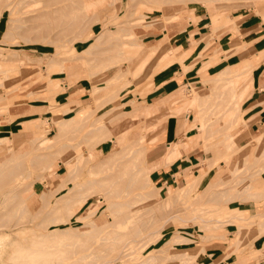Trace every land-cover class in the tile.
Returning <instances> with one entry per match:
<instances>
[{
	"label": "rangeland",
	"instance_id": "374dc122",
	"mask_svg": "<svg viewBox=\"0 0 264 264\" xmlns=\"http://www.w3.org/2000/svg\"><path fill=\"white\" fill-rule=\"evenodd\" d=\"M109 1H111L112 4ZM214 1L215 2L212 0H22L19 3H14L15 0H13L9 6L4 5V7L6 6L4 8L2 6L6 3V0H0V10L1 12L3 11L0 17V67L8 68L9 70L7 75L0 73L1 79L2 76H4L2 80L0 79L3 81L0 83L4 84L3 86L0 84V115H3L1 117L5 118V121L12 122L15 117L12 116V114H9L11 106L26 103H29L32 106L33 113L47 112L46 115H42L43 118H37L23 124V129L30 130L27 134L13 130L3 131V127L0 126V166L3 162V166H1L2 169H0V264H16V262L10 258L15 243L18 242V244L24 245L26 241H29L30 247L27 246L28 242L25 246L29 248L33 247L31 245V239L34 236L33 233L35 230L38 231L35 232L36 234L46 233L49 229L55 228H74L72 230L80 232L89 229L88 223L91 222L90 220L98 225L104 226H102V228L95 224V229L102 228L97 236L95 235L96 233L94 230H91L90 234H86L83 237L75 235L74 233L71 235L65 234L59 236H66L68 242H75L78 247L93 240V243L89 242L87 246L85 245V250H83L84 246L79 249H82L86 253L91 249L95 254H99V252L101 254L100 250H103L104 253L102 252L100 257H102V259L105 257V259L107 258L108 260L106 259V262L104 259L98 261L100 258L96 257L98 258L96 260L97 264H102V261H104L103 264H131L133 261L132 264H138L145 258V256H148L151 250L150 253L152 254L154 250L157 251L162 247L161 245L171 238L172 233L176 234L173 232L175 230H178L180 235L192 238L191 242L175 241L176 243L174 242L173 244L176 247L185 248L186 246L189 247L196 244H202L206 247V245L213 244L212 247L219 246L223 250V254L216 259L213 257L212 259L200 257L194 264H207L209 261L215 262V264H230L228 263L230 260H227V257L230 254L227 250L228 248H233L232 252L234 255H237V257L242 256L244 253L248 254V257L250 258L255 257V255L251 254L253 251H251V248H253V241L257 236L264 233V225H262V227L261 225L255 226L252 222L259 221L261 219L259 214L264 213V205L261 204V202H264V187L257 186L264 184V139L261 143L256 140L257 136L264 131V124L260 123L256 125L255 128H252L254 120L246 119V109L244 108L243 103L251 95L254 89L253 82L256 79L255 76L260 73L264 67H259V64L264 60V50L255 53L256 51L254 49L242 41V39H240L242 34L240 33L239 26L242 21L253 17H259L261 21L264 22V0H232V4L233 2L234 5L237 4L236 7L233 5L231 6V2H226L227 0H223V2L221 0V3H224L226 7L222 5L218 8L215 7L218 6L217 3L220 0H217V2L216 0ZM106 3H108V7L107 5L105 6ZM221 3L219 5H221ZM245 3L246 5H243ZM104 6L105 8L107 7V9H105ZM211 10L215 13L223 12L220 13V21L217 23V26L220 24L225 26L222 28L217 27V30H214V28L210 26L212 21ZM10 17L18 19L14 20L10 27H7ZM200 18H203L202 23L206 26V30L210 32L201 36V42L196 48L194 47L197 50H195L196 52L194 51V56H188L189 51L179 52V48H173V44L168 36H164L162 40L158 37L157 39H152V41H149V38L145 37L146 33L144 32L149 29L161 31L164 25H170L171 23H179V25L183 27L188 23L196 24ZM124 21L127 23L124 24ZM224 22L227 25L224 24ZM232 22H234L235 25L232 24ZM231 24L232 26H229ZM111 28L112 32L115 34L110 32ZM106 29L109 31L107 32L109 34L106 35H111L109 37H112L111 39L104 35ZM126 30L129 33H127ZM224 31L231 33L230 40H228L224 46L222 45V47L218 44L214 46L212 38L217 37ZM117 33H119V35ZM159 36H162V34L160 33ZM105 37L109 41L105 40ZM115 40L117 42H115ZM203 41H206L205 46ZM91 43L95 44L91 46L94 51L90 48L92 53H90V50H88L89 53H85L83 49ZM94 46L97 47L95 48ZM226 48L228 50H225ZM190 51H192V47L190 48ZM79 53L82 56L79 55ZM118 53L119 55H116ZM160 53H165L164 61H162V59L160 60V57L162 56L159 55ZM74 54L75 56H73ZM253 55H256L259 61L258 67L254 72L240 71L245 61ZM47 56L52 59L55 58L58 65L57 63L52 64L51 66L48 65V63L46 65L45 61H47ZM117 56H120L121 60H119L120 57L118 58ZM146 56L153 57H150V59H148V61L142 66L146 60ZM157 56L160 60L159 62L164 65L178 61L182 68V74H186L196 61L201 62L200 66L196 67L194 71L191 72L190 76H192L189 77L186 83L180 84L178 90L172 94V98H169V100L163 103L164 105L162 106L161 102L148 104L146 99L147 92L153 89L152 75L161 69L157 63ZM127 57H129L130 60L127 59ZM187 58L188 60L190 59V62L189 64L184 65V61ZM34 59L38 62L40 60H43L44 62L39 64L38 62H34ZM211 65H214L215 67L207 71V68ZM99 67H101L100 71H97L94 75L90 76V72L92 73L94 70H98ZM224 67H229L228 70L230 72L225 76L229 77L230 80L232 78V82L235 83L237 88L233 89L230 82L226 80L224 83L227 87H221L220 85L218 89L214 88L213 91L211 90V87H206L199 92H197L198 90L193 89L195 84H200L203 78H211L214 74H218L219 70ZM117 69L120 70V74L122 75H119V70ZM66 74L86 78V86L82 91V100L80 106L76 109H72L73 106L69 105L67 99H62L66 87L65 84L70 85L73 83L72 80H68L67 78H60L64 77ZM119 76L124 77H121L122 79H120ZM249 76L250 78H248ZM105 81L108 83H105ZM211 82L212 81H210L209 84ZM92 84H97L99 87L101 86V89L98 90L99 94L97 93L98 97L96 95L97 98L95 97L93 99L90 98L93 87ZM190 85L193 87L191 88ZM50 94L53 95L52 101L48 99ZM196 94L200 95L197 98L200 103L196 98L194 102L192 101ZM214 94H218L221 97H217V95L215 96ZM221 94L224 96L222 97ZM56 96H58L57 98L59 102H55ZM219 97L220 100L218 101ZM216 101L219 102L217 105L214 104ZM51 102L53 104L59 103L64 105L60 109L59 107H55V109L46 107ZM237 103L240 106H238ZM38 105L46 106L39 107ZM235 105L239 107V110ZM64 107L68 108L66 112L64 111ZM234 107L237 108L235 109L237 111L234 110ZM142 109L150 110V113L146 114ZM190 112L192 123L201 126V129H199L197 125L191 126L194 129L196 128L195 131L198 133L200 139V144L198 145L200 164L197 167V173L195 175L191 173L189 174L193 179L192 187L189 191L177 199L172 207L171 205L173 203L170 204L169 199H165L167 210H170L167 212L165 208L162 207V209L167 213L170 212L172 215L170 214L171 218L168 222H164L162 220L166 219V216L169 214H164V218L162 215L160 216L162 218L158 215H152L153 208L158 206L159 200L147 202L144 199L138 200L137 198L136 201L133 200L135 203L132 201L133 205L129 200L130 197L132 199L134 194L136 196V193L139 194L143 192H152L151 198H154L156 195L165 197L174 190L179 189L180 186L186 184L187 181L180 182L175 187L163 189L159 183L152 179V176L150 175L151 170L149 169L146 178L143 176L145 180L139 182V184L142 183L143 186L141 187L140 185L139 187H136L128 177L131 172V170H129L130 167L129 169H126V171H129L127 174L125 173L126 177L124 176L125 178H121L119 175L121 173V168L119 169V167L121 166L123 169L124 166H122V163L126 166L129 161L127 160L128 158H125L126 161L123 160V157H127V155L123 156L122 154V157H120L121 153L125 152H123V150H121L122 152L119 150V153L121 152L120 155L119 153L115 155V149L121 146L119 141H122L119 131H122L126 126L130 127L124 145L126 146L132 142L131 145H129L130 149L143 147V156L140 157H143V161L146 163L145 152L147 145L152 141V137L159 134L162 130L161 128L163 127L164 122L170 116H174L175 119L177 117L179 122H181ZM56 113H60L62 118L73 116L76 119H79L80 116H85L79 123L72 125L62 132L59 140L60 143L59 141L57 143V146L59 147L56 146L55 149L49 148L50 150L45 148L33 150L28 142L29 138L38 136L39 134L44 133V131L45 136L49 137L56 133L55 128L53 127L54 125L52 121H50ZM233 117H235L233 119L234 121L230 120ZM131 119H138L145 123L152 122L154 125H149V128H145L144 131L141 132L140 129L132 127L133 121H131ZM98 120L108 124L104 129L96 128L98 130L93 129L92 131V128L96 127L95 125H97V123L99 125ZM36 123H38V125H36ZM154 126L156 127L151 129ZM86 134L88 136H86ZM226 134L230 135L227 136ZM29 148H32L33 151L22 154L20 153ZM10 150H13L12 152L16 155L12 156V159L7 161V156L12 153ZM43 152H49V158H46L47 155ZM38 153H40L39 156H41L42 153L44 154V158L43 156L42 158L39 156V158L37 157L38 160L43 159V162L41 161V163L36 158ZM79 153H81V156H78ZM244 155L245 158L248 159L247 161L244 159V162L242 163L245 164L244 166H241V158H244ZM176 156V152H171V158H175ZM67 157L71 160L68 164L69 166L62 162V159ZM118 158L122 159L124 162ZM46 159L53 160L51 167L52 171L43 169L42 166L44 161L46 162ZM109 159L114 161V164L111 162L109 163V165L111 164L110 169L107 168L108 165L106 163ZM118 160L121 162H119L120 164L117 162ZM215 163L217 165H215ZM250 163L251 166L249 167L247 164ZM93 165L94 168L91 170L97 172V175H94L95 177L92 179L118 172V176L121 178L119 180L120 182L122 181L123 184L121 185L119 181L116 180L117 174L116 177L113 174L115 181L113 178L111 179V177L110 179L119 183V185L117 184L118 186L115 185L118 188H116L113 185L114 182L110 180L108 181L109 184L111 183L109 185L110 188L106 186V184L103 187L97 185L95 187L93 184H89L94 186V188L92 186L93 189L89 185L87 186L88 179L91 178L89 168ZM115 165L116 167H113ZM138 165L141 166V163L139 162ZM246 165L249 168L246 167ZM69 167H76V169H79L80 171L76 173L78 170L76 171L74 169V173H76L74 177V174H70L68 171ZM123 170L125 171V168ZM252 172L256 176L252 175ZM38 174L42 175L41 179H43L45 183H48V188H53L57 183L64 180L56 189H50L51 191L48 192L47 195L45 194L41 201L40 191L42 192L43 189H45V185L40 181L41 179H38L39 177L37 178ZM249 174L251 175L250 177ZM122 175L123 174L121 173V176ZM241 177L246 178H243V181L241 180ZM248 177L251 179H247ZM125 181L133 183V186L130 185L131 183L128 184V188H130L129 186L134 188H126L127 186L125 187V185H127V183L125 184ZM238 182L239 185H237ZM246 182L253 185L250 190L251 193H255V191L261 192L262 196L258 199H241L243 196L247 197L244 191L242 193L243 189L241 190V188H244V184H247ZM83 183H85L87 188L90 187L94 191L89 193V196L83 203L78 204L74 202L78 197V192L76 190L81 192L82 190H86V187H83ZM74 184L75 186L78 184V187H74ZM241 185L243 187H240ZM79 186L83 188L81 190L76 189L79 188ZM71 187L74 188V190L70 189ZM114 188L115 190L121 189L120 191L122 192L119 191V194L116 196L115 193L110 192V190L113 191ZM124 188L126 191L128 190L126 193L125 191L123 192ZM108 190V197L105 199L104 196H102V192ZM210 190L211 192H209ZM215 190H222L221 194L223 195H220L218 191L216 195ZM254 195L255 194H253V196ZM125 199H128L129 203L132 204V206L131 204H126V209H128V206H131V208H129L130 210L128 209L129 211L126 210L128 211V215H142L141 218L146 222L145 227L143 220H139V222L136 223H130V221L124 219L125 221H122L123 223H121L119 216H123L127 213L126 211L121 215H119V211H115V217L112 221H109L107 213L110 214L112 212L109 209H106V206H109L111 201L123 202ZM220 199L222 203L220 202ZM251 200L257 202H255L258 206V210H255L256 213L253 211V214H250L251 216L247 217V219L231 218L233 221H227V218H230V216L236 212L246 216L247 213H244V211L237 207L235 208V206H238L243 201ZM127 201H125V203ZM96 205L97 208L95 212L87 214V210ZM178 207L182 208L179 209ZM124 208L125 207L122 209ZM177 209H179L178 212ZM72 210H74V216L68 217L69 212ZM176 212L179 216L176 215ZM193 213L195 214L194 216ZM83 215H85L83 218H75V216ZM125 215V218H127V214ZM123 217H121V220ZM190 217L191 219L187 220ZM200 221H203L206 225ZM108 222L110 224L113 223L111 224L112 226L110 224L107 225ZM148 222H151L152 225ZM161 222L170 224L168 226H165L167 224L163 226V223ZM248 222L252 223L248 225ZM244 223L246 227L244 226ZM238 224H243V226L239 225L241 226L239 227ZM129 226H131V228ZM247 226L250 227L247 228ZM132 227H136V229ZM142 227L145 228V231L136 234L135 231L140 228L142 229ZM236 227L238 228L236 229ZM109 228V231H111L109 236V231L106 232L107 236L102 234ZM160 228H162L160 231L148 234L150 230L153 231ZM227 228L232 231L234 235L233 239H229L225 235ZM256 228H260L262 232L261 230L257 232ZM31 229H33V232ZM114 229L115 231L118 230L117 232H119V234L115 232ZM132 230H135V235ZM112 232L117 233L119 238L116 234L114 235L117 238H113ZM237 232L239 233L237 234ZM255 233L258 235L256 236ZM100 234H102V236L104 235V237H109L108 239H115L119 242V239H122V237H125V240L135 237L136 241L132 242L130 246L125 248V250L123 249L124 251H122V253L124 254L127 250L132 249L133 251L115 259L117 256L115 257L114 254L117 253L116 255H118V253L121 252V243L123 244L125 240L122 239V241H124L120 243V246H118V244V247H115L116 245L114 246V244H116V241L112 240L109 242L107 239L106 244L103 243V245H105L104 247H107L104 251L103 245L100 244L102 243L101 241H103ZM179 234L177 236H179ZM90 235L92 237H88L90 240L88 239L89 241L86 243L84 239L86 236ZM110 235L112 236L110 237ZM201 235L202 237L204 235L205 239L199 237ZM2 236H4V239H2ZM141 236H143L144 240L141 239ZM174 236L175 235H172V238ZM138 237L139 239H137ZM98 238H101V240L99 239L100 243L98 242ZM140 239L142 241L138 242ZM198 239H201V241ZM220 240H225L227 245H220ZM97 242L99 245L96 244ZM232 242L237 245H234ZM94 244L95 247L97 245H102V249L100 247L99 250L95 249V247L93 248L92 246ZM74 249H77V247ZM78 250L75 251L76 253L71 258L66 259V261L75 259V257L82 252ZM114 250H116L115 253L112 252ZM67 253L70 254L71 252L68 250ZM87 258L90 259L91 257ZM89 259H85L87 260V263L86 261L84 263L94 264L92 260H95V258H91V261H89ZM155 264L178 263L176 261L163 260ZM231 264L237 263L233 262Z\"/></svg>",
	"mask_w": 264,
	"mask_h": 264
},
{
	"label": "bare ground",
	"instance_id": "6f19581e",
	"mask_svg": "<svg viewBox=\"0 0 264 264\" xmlns=\"http://www.w3.org/2000/svg\"><path fill=\"white\" fill-rule=\"evenodd\" d=\"M13 0H6V3L5 4H3V6L2 7H4V5H7V6H9L10 4H11V2H12ZM20 1H22V0H15V2L14 3H19ZM213 2H215L214 0H212ZM225 1V0H224ZM110 3H111V1H109ZM108 2V3H109ZM216 2H217V0H216ZM220 3H221V0L219 1ZM217 3V5L218 6H216L215 8H218L219 6H222V5H224V3L222 4L221 3V5H219L220 3ZM222 2H223V0H222ZM226 2H231L230 4H231V6L233 5V6H235L236 7V5L237 4H235L234 5V2H233V4H232V0H230V1H226ZM252 2V1H251ZM108 3H106L105 4V6L108 4ZM112 4V3H111ZM110 4V5H111ZM213 4V3H212ZM251 4V3H250ZM109 5V6H110ZM239 5V4H238ZM241 5V4H240ZM243 5H246V3L245 4H243ZM248 5V4H247ZM105 6H104V8H105ZM228 6V5H227ZM6 7V6H5ZM4 7V8H5ZM107 7H108V5H107ZM107 7L105 8V9H107ZM114 7V6H113ZM224 7H226V5H224ZM223 7V8H224ZM1 9V8H0ZM111 9V8H110ZM113 9V8H112ZM248 9V8H247ZM11 10V9H10ZM9 10V11H10ZM114 10V9H113ZM253 11V10H252ZM3 12V11H2ZM2 12H1V10H0V17H1V15H2ZM219 12H217V13H215V12H212V10H211V18H212V21H211V23H210V26L211 27H213L214 28V30L218 27H220V28H222L223 26H225V25H221L220 23V25H218L217 26V23L220 21V19H219V16H220V13H223V12H220L219 14H218ZM263 15V14H262ZM188 16V15H187ZM190 16V15H189ZM123 18V17H122ZM263 18V17H262ZM16 19H18V18H14V17H10L9 18V21H8V19H7V21H8V24H7V27H10L11 25H12V22L14 21V20H16ZM176 19V18H175ZM127 22H129L128 20H126ZM126 21H124V24H126L127 22ZM188 21V20H187ZM189 22V21H188ZM151 23V22H150ZM153 23V22H152ZM183 23V22H182ZM223 23V22H222ZM144 24V23H143ZM224 24H226L225 22H224ZM232 24H234V22H232ZM232 24L231 25H229V26H232ZM227 25V24H226ZM235 25V24H234ZM117 26V25H116ZM117 27H119V26H117ZM121 27V26H120ZM123 27V26H122ZM116 28V27H115ZM126 28V27H125ZM124 28V29H125ZM177 28V27H176ZM217 28V29H218ZM124 29H122V30H124ZM129 29V28H128ZM127 29V30H128ZM216 29V30H217ZM126 30V31H127ZM214 30H213V32H214ZM114 31V30H113ZM125 31V30H124ZM131 31V30H130ZM106 32V33H105ZM107 32H109V31H107V29H106V31H104V35H106V34H109V33H107ZM110 32H112V28H111V30H110ZM116 32V31H115ZM118 32H119V29H118ZM123 32V31H122ZM122 32H121V34H122ZM112 33H114V32H112ZM127 33H129L128 31H127ZM217 33V32H216ZM248 33V32H247ZM256 33V32H255ZM115 34V33H114ZM118 35H119V33H117ZM212 34H214V33H212ZM216 35V34H215ZM214 35V36H215ZM107 36V35H106ZM111 35H108L107 37L109 38ZM99 37H101V36H99ZM98 37V38H99ZM115 37V36H114ZM208 37H210V36H208ZM112 38V37H111ZM111 38H109V39H111ZM119 38V37H118ZM258 38V37H257ZM115 39V38H114ZM120 39V38H119ZM105 40H108L106 37H105ZM109 41V40H108ZM107 41V42H108ZM114 41V40H113ZM120 41V40H119ZM118 41V42H119ZM128 41V40H127ZM131 41V40H130ZM115 42H117L116 40H115ZM204 42V46H205V43H206V41H203ZM111 43V42H110ZM114 43V42H113ZM119 43H121V42H119ZM118 43V44H119ZM244 43V42H243ZM93 45H95V44H90L89 46H87V47H85L83 50H84V52L86 53H89V51L88 50H90V53H92V50L94 51V49H93V47H91V46H93ZM243 46V45H242ZM95 48L97 47V46H94ZM121 47V46H120ZM237 47V46H236ZM92 50H91V49ZM116 48V47H115ZM180 48V47H179ZM235 48V47H234ZM119 49V48H118ZM120 50V49H119ZM118 50V51H119ZM81 52H83V51H81ZM56 53V52H55ZM120 53V52H119ZM119 53L118 54H116V55H119ZM166 53V52H165ZM164 53V54H165ZM120 54H122V53H120ZM143 54V53H142ZM145 54V53H144ZM163 53H160L159 55H162L161 57H160V60L162 59V61H164L165 60V55H164ZM77 55V54H76ZM79 55H81L80 53H79ZM78 55V56H79ZM164 55V56H163ZM25 56V55H24ZM73 56H75V54L73 55ZM77 56V57H78ZM82 56V55H81ZM122 56V55H121ZM118 57V56H117ZM120 57V56H119ZM118 57V58H119ZM42 58V57H41ZM123 58H124V56H123ZM126 58V57H125ZM131 58V57H130ZM127 59H129V57H127ZM46 60L48 61H45L46 62V65H47V63H48V65H52V64H55V63H57V61L55 60V58L54 59H52L51 57H49V56H47L46 57ZM119 60H121V57H120V59ZM130 60V59H129ZM135 60V59H134ZM159 60V61H160ZM172 61V60H171ZM254 61H255V63H254ZM34 62H38V61H35V59H34ZM42 62H44L43 60H40L38 63L39 64H42ZM116 62H117V60H116ZM119 62V61H118ZM114 63V62H113ZM122 63V62H121ZM126 63V62H125ZM135 63H136V61H135ZM258 63H259V61H258V58L256 57V55H253V56H251L248 60H246L245 61V63H244V65H243V67L241 68V70L240 71H242V72H248V71H251L252 73L254 72V70L258 67ZM45 64V63H44ZM38 65V64H37ZM57 65H58V63H57ZM132 65V64H131ZM45 66V65H44ZM47 67H49V66H47ZM102 67V66H101ZM101 67H99V69L98 70H94L92 73L90 72V76H92V75H94V73H96L97 71H100V68ZM103 67H104V65H103ZM105 68H107V67H105ZM229 68V67H228ZM228 68H226V67H224V68H222L221 70H219V72H218V74L214 77V78H209V79H206V80H202L201 82H200V84H195V86H194V88L193 89H196V90H198L197 92H199V91H201V90H203L204 88H210L211 87V90L213 91L214 90V88H216V89H218L219 87H220V85H221V87H223V86H225V81L226 80H228L229 82H230V85H231V87L233 88V89H235V88H237V86L235 85V83H233L232 82V78H231V80H230V78L229 77H226L225 75L226 74H229V70H228ZM38 69H39V67H38ZM117 70H119V69H117ZM239 72V71H238ZM237 72V73H238ZM250 72V73H251ZM0 73H3V74H5V75H7L8 73H9V70H8V68H1L0 67ZM118 73H119V75H122V74H120V70L118 71ZM232 73H234V72H232ZM231 73V74H232ZM249 73V74H250ZM1 76V75H0ZM117 76V75H116ZM122 76H119V78L120 79H122L121 78ZM230 77H231V75H230ZM4 78V76H2V79ZM117 78V77H116ZM248 78H250V76L248 77ZM1 79V78H0ZM1 79V80H2ZM118 79V78H117ZM0 80V82H3V81H1ZM104 81V80H103ZM107 81V80H106ZM105 81V83H108V82H106ZM123 81V80H122ZM210 81H212L210 84H209V82ZM13 82V81H12ZM208 82V83H207ZM232 82V83H231ZM104 83V84H105ZM1 84V86H3L4 84L3 83H0ZM192 84V83H191ZM93 85V87H92V93H91V99H93V98H95L96 97V95H97V93L99 94V92H98V90H100L101 89V86L99 87L97 84H92ZM126 85V84H125ZM193 85V84H192ZM103 86V85H102ZM57 87V86H56ZM104 87V86H103ZM190 87H191V85H190ZM193 87V86H192ZM191 87V88H192ZM225 87H227V86H225ZM224 87V88H225ZM230 87V86H229ZM189 88V87H188ZM196 92V93H197ZM214 93V92H213ZM217 93V92H216ZM237 94V93H236ZM212 95V94H211ZM215 95V94H214ZM217 95V97L218 96H220V95H218V94H216ZM215 95V96H216ZM222 95V94H221ZM200 95L198 94H196L195 95V97L192 99V101L194 102L198 97H199ZM213 96V95H212ZM214 96V97H215ZM224 95H222V97H223ZM48 97V96H47ZM46 97V98H47ZM97 97H98V95H97ZM96 97V98H97ZM221 97V96H220ZM220 97H219V99H218V101L220 100ZM196 98V99H195ZM234 98V97H233ZM48 99L50 100V101H52L53 100V95L52 94H50L49 95V97H48ZM198 100V99H197ZM201 100V99H200ZM214 100V99H213ZM92 101V100H91ZM94 101H96V100H94ZM218 101H216V103H214V104H216L217 105V103H219ZM231 101V100H230ZM237 101V100H236ZM198 102L200 103V101L198 100ZM235 102V101H234ZM233 102V103H234ZM226 104V103H225ZM238 104V103H237ZM63 105L64 104H59V103H49V105H47L46 107H48V108H52V109H55V107H59V109L61 108V107H63ZM120 105V104H119ZM205 105H206V103H205ZM228 105H230V104H228ZM234 106V105H233ZM236 106V105H235ZM238 106H240L239 104H238ZM203 107V106H202ZM237 107V106H236ZM234 107V110L235 109H237L238 108V110H239V107ZM65 109H64V111L66 112L67 110H68V108L67 107H64ZM71 110V109H70ZM203 110V109H202ZM142 111H143V109H142ZM235 111H237V110H235ZM241 111V110H240ZM239 112V111H238ZM242 112V111H241ZM216 113V112H215ZM213 115H214V112H213ZM84 116L85 115H82V116H80L79 117V119H76L75 117H73V116H71V117H68V118H62L61 117V114L60 113H56L55 115H53V119L52 120H50V121H52V123H53V127L55 128V131H56V133L53 135V136H51V137H49V136H45V131H44V133H42V134H39L38 136H35V137H31V138H29V143H30V147L32 146V148H33V150H37L38 148H45V149H49V148H56V146H57V143H58V141L60 140V138H61V135H62V132L65 130V129H68L69 127H71L72 125H74V124H76V123H79L81 120H83V118H84ZM216 116V115H215ZM217 117V116H216ZM231 118V117H230ZM235 117H233L232 119H230V120H232V121H234L233 119H234ZM207 119V118H206ZM210 119V118H209ZM211 120V119H210ZM99 121V125H98V123H97V125H95L96 127H94V128H92V131H93V129H96V128H98V129H101V128H103L104 129V127L108 124V123H104V122H101L100 120H98ZM131 121H133V123H132V127H135L136 129H140V131L141 132H143L144 131V129L145 128H149V125L147 124V123H145V122H143V121H141V120H138V119H135V120H132L131 119ZM39 122V121H38ZM45 122V121H44ZM43 122V123H44ZM42 123V124H43ZM36 125H38V123H36ZM194 125H197V127L199 128V129H201V126H199L198 124H195V123H191V124H189V126L191 127V126H194ZM39 126L41 127V125L39 124ZM38 126V127H39ZM47 126V125H46ZM239 126V125H238ZM43 127V126H42ZM129 126H126V128H124L122 131H119V133H120V136L122 137V141H119V143L121 144V146H119V147H117L116 149H115V155H117L118 153H119V150L121 151V150H123V152L124 153H121V155H120V153H119V155H120V157H122V154H123V156L124 155H127V157H123V160H125L126 161V159L129 161L128 163H127V165L125 166V164L124 163H122L123 165L122 166H124L123 167V169L125 168V171L122 169V167L120 166H118L119 167V169L121 168V173L123 174L122 176H121V173L119 174L120 175V177L122 178H125L126 177V174H127V172H129L128 170L126 171V169H129V167H130V169L129 170H131V172H130V176H128L129 178V180H132V182L134 183H132V182H129V181H125V184L127 183V185H125V187L126 188H128V184H130V185H134V186H136V187H139L140 185H141V187L143 186L142 185V183H140L139 184V182H141L142 180H145L144 178H143V176L146 178V175H147V173H148V170L150 169V170H152V168L150 167V166H148L144 161H143V157H140V156H143V151H144V148L143 147H136V148H133V149H130V147H129V145H131V143H129L128 145H124V142H125V140H126V135H127V133H128V131H129ZM47 129V128H46ZM98 129H96V130H98ZM45 130V129H44ZM133 130H134V128H133ZM87 131H89V130H87ZM90 132H91V129H90ZM89 132V133H90ZM94 132H95V130H94ZM93 132V133H94ZM212 132V131H211ZM87 134H88V132H86ZM86 134V136H88V135H90V134H88L87 135ZM209 134V133H208ZM92 135V134H91ZM227 136H229L230 134H226ZM85 136V135H84ZM85 136V137H86ZM211 136H213V135H211ZM216 136V135H215ZM208 137V136H207ZM206 137V138H207ZM217 137V136H216ZM192 138V137H191ZM211 140H213L212 138H210ZM253 139H255V138H253ZM252 139V140H253ZM264 139V131L259 135V136H257V138H256V140L258 141V142H260L261 143V141ZM210 141V140H209ZM256 141V143L258 144V142ZM28 143V144H29ZM59 143H60V141H59ZM138 144V143H137ZM180 144H181V138H179L178 140H177V142H176V144H175V146H174V148H173V150H172V152H176L177 153V155L181 152V146H180ZM209 144H210V142H209ZM250 144V143H249ZM44 145H46V146H44ZM211 145V144H210ZM209 145V146H210ZM212 145H213V143H212ZM57 147H59V146H57ZM196 147V146H195ZM32 148L29 150V149H26V150H23L22 152H20L21 154L22 153H26V152H29V151H33L32 150ZM192 148V147H191ZM211 148V147H210ZM197 149V148H196ZM40 150V149H39ZM50 150V149H49ZM239 150V149H238ZM238 150H235V151H238ZM11 152L13 151V150H10ZM118 151V152H117ZM10 152V153H11ZM83 152H85V151H83ZM88 152V151H87ZM44 153V152H43ZM41 154V156H39V154L40 153H38L37 155H36V158L39 156V157H41L42 158V156L44 155V154H46L47 155V157L46 158H49L48 156H49V152H47V153H44V154ZM238 153V152H237ZM246 153V152H245ZM81 153H79L78 154V156L80 155ZM14 155H16L14 152H12L10 155H8L7 156V158H6V160L7 161H9V160H11L12 159V156H14ZM246 155V154H245ZM245 155H244V158L242 157L241 159V163L242 162H244L243 160L244 159H246L245 158ZM81 156V155H80ZM38 157V158H39ZM119 157V158H120ZM246 157H247V155H246ZM38 158H37V160H38ZM43 158H44V156H43ZM118 158V159H119ZM126 158V159H125ZM253 158H254V156H253ZM252 158V159H253ZM139 159V160H138ZM141 159V160H140ZM248 159V158H247ZM247 159H246V161H247ZM45 160V159H44ZM119 160H122V159H119ZM117 161L118 163L120 162V161ZM122 160V162H124ZM221 160H223V159H221ZM38 161H40V163H41V161L43 162V159L41 160H38ZM71 160H70V158H63L62 159V162L63 163H66L67 164V166H69L68 164H69V162H70ZM76 161V160H75ZM113 161V160H112ZM110 159L109 160H107L106 161V163H107V168L108 169H110V165H109V163L111 162V163H113L114 164V161L112 162ZM117 162H116V164H117ZM139 162L141 163V166H139L138 164H139ZM223 162V161H222ZM1 163V162H0ZM39 163V162H38ZM52 163H53V160L52 159H49V160H47L46 159V162L44 161V163H43V169H48V171H52ZM121 163V162H120ZM119 163V164H120ZM218 163V162H217ZM245 164V163H244ZM244 164L242 163L241 164V166H244ZM54 165V164H53ZM130 165V166H129ZM211 165H213V164H211ZM215 165H217L216 163H215ZM247 165H249V167L251 166V163L250 164H247ZM246 165V167H248ZM1 166H3V162H2V165ZM1 166H0V169H2L1 168ZM128 166V167H127ZM219 166V165H218ZM90 167V166H89ZM113 167H116V165L115 166H113ZM248 167V168H249ZM263 167H264V165H263ZM263 167H262V169H263ZM93 168H94V165L93 166H91L89 169V172H90V174H91V180L90 179H88V183H87V186L89 185V184H93L95 187H96V185L97 186H105V184H106V186H108L109 188H110V184H109V180L110 181H112L111 179L113 178V180L115 179V177H116V174H117V178H116V180H118L119 181V183L122 185L123 183H122V181L120 182V180L119 179H121V178H119V176H118V170L116 171L117 173H113L114 175H115V177H113L114 175L112 174H106L105 176H101V177H99V178H96V179H92L93 177H95L96 175H97V172H94V171H92L93 170ZM74 169L77 171L76 173H78L80 170L79 169H76V167L75 168H72V167H69L68 168V171L70 172V174H74V177H75V175H76V173H74ZM92 169V170H91ZM114 169V168H113ZM122 170H123V172H122ZM87 171V170H86ZM113 172V171H112ZM119 172H120V170H119ZM55 173V172H54ZM126 173V174H125ZM253 173V172H252ZM87 174V173H86ZM125 174V175H124ZM250 174H251V172H250ZM249 174V177L251 176ZM89 175V174H88ZM95 175V176H94ZM252 175H254V173L252 174ZM41 176L42 175H40V174H38L37 175V178L38 179H41ZM125 176V177H124ZM254 176H256V175H254ZM110 177H111V179H110ZM247 177V176H246ZM245 177V178H246ZM247 178V179H251V178ZM244 178V177H243ZM242 177H241V180H243L244 181V179H243ZM128 179H126V180H128ZM240 180V181H241ZM44 185H45V189H43V191L41 192L40 191V201L42 200V198H43V196L46 194H48V192H50L51 190L50 189H56L61 183H62V181H64V180H62L61 182H59V183H57L53 188L51 187V188H48L47 186H48V183H45L44 182V180L43 179H41L40 180ZM115 181V180H114ZM114 181H112V182H114ZM107 182H108V184H107ZM119 183L116 181V182H114V186L115 185H119ZM192 183H193V179L190 177V176H188V178H187V183L186 184H184V185H182V186H180L179 187V189H176V190H174L173 192H171L170 194H168V195H166L165 197H162V196H159V195H156V196H154V198H151V195H152V192H143V193H136V196H135V194L133 195V198L131 199V197H130V201H131V203L133 204V200H135L136 201V199L138 198V200H140V199H144L145 201H147V202H150V201H152V200H159V204H158V206H156L155 208H153V212H152V215L153 216H156V215H158L159 217L162 215V217L164 218V214H171L170 212L169 213H167L170 209H168L167 210V206L165 205V199H169V202H170V204L171 203H173L172 205H171V207L174 205V203H176L175 201L177 200V199H179L180 197H182L183 195H184V193H186L187 191H189V189L192 187ZM243 183V182H242ZM247 183V182H246ZM84 184V186L83 187H86V185H85V183H83ZM135 184H139V185H135ZM92 185V186H93ZM117 185V186H118ZM132 185V186H133ZM237 185H239V182L237 183ZM81 186V185H80ZM79 186V188H76V189H79V190H81L83 187H80ZM91 188H92V186L91 185H89ZM94 186H93V188H94ZM113 186V187H114ZM132 186H129L130 188H134V187H132ZM257 186H261L262 188L264 187V184H262V185H257ZM73 187V186H72ZM70 188V189H73L74 190V188ZM74 187H78V184H77V186H75V184H74ZM87 188L86 187V190L88 191H86V190H82V192L81 191H78V190H76L77 192H78V197L75 199V203H83L85 200H86V198L89 196V193H91V192H93L94 190H92L91 188ZM112 187V186H111ZM116 187V186H115ZM240 187H243L242 185L240 186ZM253 187V185H251L250 183H247V184H244V188H241V190H242V193H243V191H244V193H246V196L247 197H245V196H243V197H241V199L243 198V199H245V200H250V199H258L259 197H261L262 196V193L261 192H256L255 191V193H251V188ZM116 188H118V187H116ZM130 188H128V189H130ZM121 190V189H120ZM120 190H118V189H116L115 190V188H114V190L113 191H111L110 190V192H113V193H115V195L117 196L118 194H119V191ZM211 190H214V189H211ZM211 190L209 191V192H211ZM125 191V193L128 191H126V189L124 188L123 189V192ZM217 191L218 190H215V193H216V195H217ZM224 191V190H223ZM228 191V190H227ZM120 192H122V191H120ZM103 194H102V196H104V198L106 199L107 197H108V193H109V190L108 191H105V192H102ZM107 193V194H106ZM124 193V194H125ZM129 193V192H128ZM213 193H214V191H213ZM218 193H220V195H223V194H221L222 193V190H220V191H218ZM123 194V195H124ZM253 194H255L254 196H253ZM122 195V196H123ZM126 195V194H125ZM131 195V196H132ZM212 195H214V194H212ZM219 195V194H218ZM240 195V194H239ZM242 195V194H241ZM135 196V197H134ZM215 196V195H214ZM207 197V196H206ZM219 197V196H218ZM233 197V196H232ZM128 198V197H127ZM135 198V199H134ZM208 198V197H207ZM206 198V199H207ZM217 198V197H216ZM221 198V197H220ZM38 199H39V197H38ZM206 199H205V201H206ZM218 199V198H217ZM128 199H125V200H123V202L122 201H111V204L109 205V206H106V209H109L112 213H110V214H108L107 213V218L109 219V221H112L113 220V218L115 217L114 216V214H115V211H119V215H121V214H123L126 210H128L129 208H131V206H132V204L131 203H129V200L127 201ZM208 200V199H207ZM219 200V199H218ZM125 201H127L126 203H125ZM133 201V202H132ZM204 201V200H203ZM222 201H223V197H222ZM225 201V200H224ZM138 202V201H137ZM214 202V201H213ZM220 202H221V199H220ZM135 203V202H134ZM222 203V202H221ZM125 204V205H124ZM126 204L128 205V204H131V206L129 207L128 206V209H126L127 208V206H126ZM124 205V206H123ZM134 205V204H133ZM122 206V207H121ZM177 206V205H176ZM123 207H125L124 209H122ZM162 207L163 208H165L166 209V211L164 210V209H162ZM96 208H97V205L96 206H94V207H91V208H89V210H87V214H92V213H94L95 212V210H96ZM120 208H121V210H120ZM135 208V207H134ZM179 209H181L180 207H178ZM133 209V208H132ZM179 209H177V212H178V210ZM130 210V209H129ZM128 210V211H129ZM134 210V209H133ZM155 210V211H154ZM165 211V212H163V211ZM176 210V209H175ZM174 210V211H175ZM105 211V210H104ZM128 211H126L127 213H125V214H127V218H125L126 217V215L123 217V216H119V220L121 221V223H123L122 221H125L124 219H126V221H130V223H136V222H139V220H143V224H144V227L146 226V222H144L145 220L143 219V218H141V216H133V215H128ZM151 211H152V209H151ZM173 211V212H174ZM131 212H132V210H131ZM134 212V211H133ZM171 212H172V210H171ZM176 212V213H177ZM197 213V212H196ZM244 213H246L245 211H244ZM74 210H72V211H70L69 212V216L68 217H72V216H74ZM86 214V215H87ZM105 214V213H104ZM129 214H130V212H129ZM175 214V213H174ZM198 214V213H197ZM196 214V215H197ZM138 215V214H137ZM168 215V216H169ZM172 215V214H171ZM171 215L168 217V216H166L167 218L166 219H163L162 221H164V222H168V220L171 218ZM176 215H178V213L176 214ZM195 214L193 213V216H194ZM85 215H83V216H75V218L76 219H80V218H83ZM179 216V215H178ZM177 216V217H178ZM193 216H191V217H193ZM232 216V217H231ZM230 216V218H227V221H233L231 218H238V219H247V217H249V216H251V215H244V214H240V213H238V212H236V213H234L233 215H231ZM257 216H258V214H257ZM121 217H123V219L121 220ZM162 217H160V218H162ZM191 217L190 218H188L187 220H189V219H191ZM200 217V216H199ZM259 217H261V219L258 221H252L253 222V225H261V227H262V225H264V213H262V214H259ZM179 218V217H178ZM194 218V217H193ZM181 219H182V217H181ZM91 222H89L88 223V225H89V229H86V230H84V231H77V230H72V229H74V228H72V229H70V228H55V229H49L48 230V232H46V233H38V234H36L35 232L37 231V230H35V232L33 233V238L31 239V245L33 246V247H31V248H29L30 246H29V244H30V242L29 241H26V243L28 242V244H27V246H29V247H26L25 246V244L23 245H20V244H18V242H16L15 243V245H14V247H13V250H12V253H11V259L14 261V262H16V264H56V263H62V264H85L84 262L86 261V263H87V260H85V259H89V258H87V257H91L92 259H93V257L95 258V260H92L91 258L89 259V261H91L92 260V262L95 264H97V259L98 258H100V259H98V261H101V259H102V257H100L101 256V254H102V252H103V250H100L101 251V254H100V252H99V254L97 253V254H95V252L93 253L92 251H91V249L86 253L85 251H83V250H85V245L87 246L88 245V243L90 242V243H93L94 241L93 240H90L88 237H92L91 235L90 236H86V238L84 239V241L87 243L89 240V242L87 243V244H84V241H83V244L84 245H81V246H76L77 244L75 243V242H68L67 241V238H66V236H59V235H67V234H69V235H71V234H75V235H78V236H84V235H86V234H90V232H91V230H94L95 231V235L97 236V234L102 230V228L104 227L103 225H98L97 223H95L94 221H92V220H90ZM194 221V220H193ZM141 222V221H140ZM191 222V221H190ZM200 222H203V221H200ZM252 222H250V223H252ZM129 223V224H130ZM148 223H151V222H148ZM161 223H163V222H161ZM249 223V222H248ZM250 223L248 224V225H250ZM95 224L97 225V226H100V227H102V228H97V229H95ZM110 223L108 222L107 223V225H109ZM111 224H113V223H111ZM110 224V225H111ZM165 224H167V225H165ZM170 223H163L162 225L164 226H168ZM203 224H205L206 225V223H204L203 222ZM202 224V225H203ZM236 224H237V221H236ZM132 225V224H131ZM148 225V224H147ZM151 225H152V223H151ZM239 225H242L243 226V224H238V226ZM246 225H247V223H246ZM112 226V225H111ZM128 226V225H127ZM136 226H137V224H136ZM161 226V225H160ZM201 226V225H200ZM204 226V225H203ZM244 226H245V223H244ZM105 227H106V225H105ZM110 227V226H109ZM130 228H131V226H129ZM162 227V226H161ZM239 227H241V226H239ZM246 227V226H245ZM250 227V226H249ZM248 226H247V228H249ZM128 228V227H127ZM132 228H134V227H132ZM138 228V227H137ZM238 227H236V229H237ZM129 229V228H128ZM134 229H136V227L134 228ZM145 228H143L142 227V229L140 228L139 230H134L135 231V233L136 234H138V233H141L142 231H145L144 230ZM162 228H160V229H155V230H150V232L148 233V234H153V233H155V232H158V231H160ZM257 229V228H256ZM263 229V228H262ZM32 230V232H33V229H31ZM110 230V228L109 229H107L106 231H104V233H102V234H105V236H107L106 235V232L107 231H109ZM261 229L259 228V229H257V232H259ZM264 230V229H263ZM75 231H77V232H75ZM114 231H115V229H114ZM118 231V230H117ZM117 231H115V232H117ZM129 231V230H128ZM134 231L132 230V232L134 233ZM238 231V230H237ZM32 232H31V234H32ZM38 232V231H37ZM40 232V231H39ZM111 231H109L108 232V236H109V233H110ZM113 233V238H117L118 237V235H117V233L119 234V232H117V233ZM173 232H175L176 234L179 232L178 230H175V231H173ZM261 232H262V230H261ZM260 232V233H261ZM129 233V232H128ZM135 233H134V235H135ZM239 232H237V234H238ZM259 233V234H260ZM3 234H5V233H3ZM7 234V233H6ZM36 234V235H35ZM102 234H100L101 236H102ZM114 234H116L117 235V237H115V235ZM176 234H174V233H172V235H175L173 238H172V235H171V238L169 239V240H167L163 245H161L162 247H160L157 251H153V253L151 254L150 252L152 251H150L149 252V254H148V256H145V258L142 260V261H140L138 264H155V263H158V262H161V261H163V260H171V261H176L178 264H194L196 261H197V259L198 258H200V257H202V254H204V251H205V246L204 245H202V244H196V245H191V246H189V247H185V248H179V247H176V246H174V242L175 241H185V242H191L192 241V238H190V237H188V236H185V235H180L179 233V236H177ZM256 234V233H255ZM74 235V236H75ZM92 235H94V234H92ZM94 235V236H95ZM126 235H127V233H126ZM133 235V236H134ZM258 234H256V236H257ZM5 236V235H4ZM4 236H2V239H4L3 237ZM57 236H59V237H57ZM100 236V237H101ZM112 235H110V237H111ZM122 236V235H121ZM125 236V235H124ZM144 236V235H143ZM143 236H141L142 238L141 239H143ZM255 236V237H256ZM0 237H1V234H0ZM147 237V236H146ZM145 237V238H146ZM199 237H201V238H203V239H205L204 238V235H203V237H202V235L201 236H199ZM253 237V236H252ZM101 238L103 239V241H101L102 243H100V241H99V239L101 240ZM101 238H98V242L100 243V244H102L103 245V243H105L106 244V240L109 238V237H104V235L101 237ZM119 238V237H118ZM2 239H1V241H2ZM89 239V240H88ZM94 239V238H93ZM122 239H124L125 240V237L123 238L122 237ZM122 239H119L120 240V242L119 241H116L115 239L113 240V239H108L109 240V242H111L112 240L113 241H116L115 243L116 244H114V246L115 247H118V246H120V243L121 242H123L122 241ZM137 239H139V237L137 238ZM139 240L138 242H141L142 240ZM254 239V238H253ZM68 240H69V237H68ZM144 240V239H143ZM198 240H200L201 241V239H198ZM93 241V242H92ZM134 241H136V238L134 237V238H131V239H126L124 242H123V244L121 243V252L120 253H118V255H116V254H114V256L116 257L115 259H117L118 257H122L123 255H125L126 253H129L130 251H133V249L132 250H127L124 254L122 253V251H124L125 250V248L126 247H128V246H130V244L132 243V242H134ZM250 241H252V240H250ZM96 243V244H98L99 245V243ZM118 242V243H117ZM145 242V241H144ZM236 242V241H235ZM240 242V241H239ZM247 242H248V240H247ZM107 243H108V241H107ZM176 243V242H175ZM232 243H234V242H232ZM238 243V242H237ZM246 243V242H245ZM119 244V245H118ZM91 245V244H90ZM97 245V246H98ZM102 245H100V246H98V248H97V246L95 247V244L92 246L93 248L95 247V249H98L99 250V247L102 249ZM118 245V246H117ZM141 245V244H140ZM227 245V244H226ZM234 245H237V244H235L234 243ZM246 245V244H245ZM244 245V246H245ZM83 246H84V249L82 250V249H79V248H83ZM105 245H103V247H104ZM107 246V245H106ZM113 246V247H114ZM263 247H262V249H259V250H256V249H253V251H252V255H255V257H256V255H258V254H260V255H262V256H264V244L262 245ZM75 247H77V249H74ZM91 247V248H92ZM92 248V249H93ZM107 248V247H106ZM106 248L104 247V251L106 250ZM112 248V247H111ZM236 248H237V246H236ZM235 248V249H236ZM79 249V250H78ZM88 249V248H87ZM120 249V248H119ZM124 249V250H123ZM68 250L71 252L70 254H68L67 252H68ZM82 251L78 256H76L75 257V259H72L71 261H66V259H68V258H71L76 252L75 251ZM94 250V249H93ZM91 251V252H90ZM95 251V250H94ZM97 251V250H96ZM115 251L116 250H114V251H112L113 253H115ZM232 251V250H231ZM104 253V252H103ZM99 255V256H98ZM104 255V254H103ZM106 256V255H105ZM134 256V255H133ZM96 257H98V258H96ZM225 257V256H224ZM113 258V257H112ZM112 258H110V259H112ZM104 259V261L107 259H105V257L103 258ZM102 259V260H103ZM109 259V260H110ZM114 259V258H113ZM114 259V260H115ZM125 259H127V258H125ZM108 260V259H107ZM95 261V262H94ZM104 261H102V264L104 263ZM113 261V260H112ZM256 261H258V260H256ZM106 262V261H105ZM134 262V261H133ZM132 262V263H133ZM89 263V262H88ZM100 263V262H99ZM110 263V262H109ZM131 263V264H132ZM128 264V263H127ZM208 264H215V262H210V263H208Z\"/></svg>",
	"mask_w": 264,
	"mask_h": 264
},
{
	"label": "crops",
	"instance_id": "0c3cea01",
	"mask_svg": "<svg viewBox=\"0 0 264 264\" xmlns=\"http://www.w3.org/2000/svg\"><path fill=\"white\" fill-rule=\"evenodd\" d=\"M202 20L203 18H200L196 24L188 23L183 27L180 26L179 23H171L170 25H164L161 31L149 29L144 32L146 33L145 37L149 38V41H152V39H157L158 37H160L159 39L162 40L164 36H168V38L171 40V43L173 44V48L180 47L178 49L179 52L189 51L188 56H194L193 53L196 50L195 48L201 42V36L210 32L206 30V26L203 25ZM239 27L240 33L242 34L240 39L249 45V47L254 49L256 51L255 53L264 50V22L261 21L259 17L246 19L241 22ZM160 33L162 36H159ZM230 38L231 33L224 31L221 32L217 37L212 38V42L214 46L218 44L222 47V45L224 46V44L228 42ZM191 47L192 51H190ZM225 50L228 49L226 48ZM150 57L153 56H146V60L142 66L148 61V59H150ZM157 61L158 66L161 69L152 75L153 89L147 92L146 99L148 104L161 102L162 106L164 105L163 103L169 100V98H172V94L178 90L180 84L186 83L189 77L192 76H190L191 72L194 71L196 67L200 66L201 62L196 61L193 64V67L188 70L186 74H182V68L178 61L164 65L163 63L159 62L158 56ZM189 62L190 59L188 60L187 58L184 61V65L189 64ZM262 66H264V60L259 64L260 68H262ZM213 67L215 66H209L207 71ZM216 75L217 73L211 78H214ZM255 77L256 79L253 82L254 89L251 95L243 103L244 108L246 109V119L254 120L252 128H255L256 125L260 123L264 124V67ZM60 78H67L68 80L73 81V83L70 85L65 84L66 87L63 92L64 96L62 99H67L69 101V105L73 106L72 109H76L80 106V102L82 100V91L86 86V78L75 77V75L71 74H66L64 77ZM206 79L209 78H203L202 80ZM57 97L58 96L55 98V102H59ZM41 106L43 107L46 105H40L39 107ZM32 110V106L29 103L11 106L9 114H12V116L15 117L12 122L5 121V118L1 117L3 115H0V126L3 127V131L13 130L16 132H22L24 134L29 133V129H23V124L37 118H43L42 115L47 114V112L44 111L40 113H33ZM143 112L149 114L150 110L143 109ZM185 118L183 121L179 122L177 117L175 119L174 116H170L164 122V125L161 128L162 130L159 132V134L154 135L151 139L152 141H150L147 145L145 160L147 165L152 168L150 175L152 176V179L159 183L163 189L175 187L180 182L187 181L190 173L193 175L197 173V167L200 164V152L198 150V145L200 144L199 135L195 131L196 128L194 129L193 127L189 126V124L192 123L191 112L188 113ZM146 123L148 125H154L152 122ZM155 127L156 126L152 127L151 129ZM179 138H181V152L175 158H171L172 149ZM255 202L253 200L243 201L238 206H235V208L237 207L250 215L253 214V211L258 210V206L255 204ZM261 204L264 205V202H261ZM254 213H256V211ZM225 235L229 239H233L234 236L232 231H230L228 228ZM226 243L227 242L225 240L219 241L220 245H224ZM263 244L264 233L260 234L254 239L253 248H251V251L253 249H262ZM212 245L213 244L206 245L204 251L205 254H202L203 257L201 258L212 259L213 257L216 259L223 254V250L219 246L212 247ZM227 250L230 252L227 257V260H230V262H228L230 264L233 262L237 264H264V257L260 254L256 255V257L250 258L248 257V254L244 253L242 256L237 257V255H234L231 251L233 248H228ZM208 263H210V261L207 262V264Z\"/></svg>",
	"mask_w": 264,
	"mask_h": 264
}]
</instances>
